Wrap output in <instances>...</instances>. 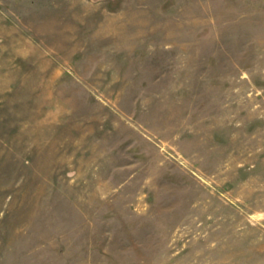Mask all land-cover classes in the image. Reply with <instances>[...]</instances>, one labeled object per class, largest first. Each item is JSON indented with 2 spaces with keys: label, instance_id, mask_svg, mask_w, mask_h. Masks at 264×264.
<instances>
[{
  "label": "rangeland",
  "instance_id": "1",
  "mask_svg": "<svg viewBox=\"0 0 264 264\" xmlns=\"http://www.w3.org/2000/svg\"><path fill=\"white\" fill-rule=\"evenodd\" d=\"M0 264H264V0H0Z\"/></svg>",
  "mask_w": 264,
  "mask_h": 264
}]
</instances>
